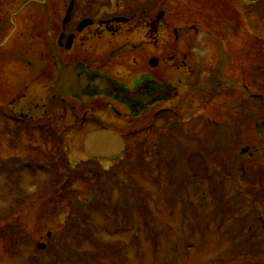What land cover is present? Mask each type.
Returning <instances> with one entry per match:
<instances>
[{
  "label": "rangeland",
  "instance_id": "rangeland-1",
  "mask_svg": "<svg viewBox=\"0 0 264 264\" xmlns=\"http://www.w3.org/2000/svg\"><path fill=\"white\" fill-rule=\"evenodd\" d=\"M172 1L174 11L188 2ZM195 1L192 8L198 17L190 16L189 24L178 19L173 26L179 27L182 49L201 56L200 83L173 121L157 122L133 136L131 151L124 157L137 156L143 162L136 181L150 217L137 214L128 222L117 219L115 225L110 223L114 219L107 225L98 217L109 233L98 235L101 243L80 242L77 247L82 251L77 255L84 258L79 264L99 258H107L105 264H264V124L260 125L264 119V8L259 9L264 0H248V10L243 0H224L217 8L213 0ZM229 8L237 11L234 22L225 11ZM192 24L201 25L199 35ZM16 59L13 56L0 67V75L7 74L8 87L13 89L28 73ZM51 114L50 122L56 118L58 123L56 131L50 123L43 131L9 122V127L0 125L3 162L18 166L10 161L21 159L38 168L42 167L38 163L45 162L56 167L53 175L58 176L47 190H41L44 183H40L37 192L34 186L45 179L44 171L36 175L41 169L33 167L31 173L25 170L23 175L7 177L0 161V231L12 228L19 234L15 244H8L14 245L12 253L0 240V264H55L57 256L51 258L39 245L52 247L53 241L63 237L60 234L68 229L70 219L79 226L68 229L74 238L81 234L78 229H84L79 217L87 215L85 202L91 201L87 199L91 186L78 182L81 179L74 183L64 165L76 170L90 162L83 144L95 125L88 122L81 127L80 118L62 104L52 107ZM256 119L260 126L255 125ZM195 152L206 156L211 169L208 183L199 184L187 168L186 158ZM98 163L111 171L118 165ZM99 222L95 223L98 229L104 230ZM91 232L82 235L91 236ZM48 234L52 239H47ZM76 241L70 237L62 242L64 250L56 249L65 264H71L63 256L66 248L75 249Z\"/></svg>",
  "mask_w": 264,
  "mask_h": 264
},
{
  "label": "flooded vegetation",
  "instance_id": "flooded-vegetation-1",
  "mask_svg": "<svg viewBox=\"0 0 264 264\" xmlns=\"http://www.w3.org/2000/svg\"><path fill=\"white\" fill-rule=\"evenodd\" d=\"M183 3L174 11L172 0H0V67L17 56L28 72L17 89L0 75V125L56 131L51 109L63 101L82 107L90 131L111 130L127 144L173 121L203 76L200 54L182 49L173 26L198 17L195 0ZM225 11L237 20L235 9Z\"/></svg>",
  "mask_w": 264,
  "mask_h": 264
},
{
  "label": "water",
  "instance_id": "water-1",
  "mask_svg": "<svg viewBox=\"0 0 264 264\" xmlns=\"http://www.w3.org/2000/svg\"><path fill=\"white\" fill-rule=\"evenodd\" d=\"M68 21V18L65 22ZM67 72L73 73L69 67ZM85 149L94 158H112L120 155L125 150V144L120 137L107 131H98L89 135L85 140ZM188 164L199 180H205L209 176V168L201 154H192L188 158Z\"/></svg>",
  "mask_w": 264,
  "mask_h": 264
},
{
  "label": "trees",
  "instance_id": "trees-1",
  "mask_svg": "<svg viewBox=\"0 0 264 264\" xmlns=\"http://www.w3.org/2000/svg\"><path fill=\"white\" fill-rule=\"evenodd\" d=\"M70 172V171H69ZM71 174V173H70ZM78 175V174H77ZM82 180H84V182L86 181V177H83L81 180H79L78 182H81ZM74 183H75V181H73ZM83 182V181H82ZM62 182H58V185L59 184H61ZM58 185L56 186V188H58ZM62 188H64V187H62ZM76 209H77V207H76ZM75 220H71L70 219V222H69V226H68V229H70V227H72V228H79V226H75ZM12 228H8L6 231H3V232H5L4 234H3V232H1L0 231V240L1 241H3V242H5L4 244H6L7 246H6V248L7 249H9L8 248V244H10V243H15V241L18 239V233L16 234V232L15 233H13V231H16L15 229H13V230H11ZM68 229H66L67 231H64V233L62 234H60L61 236H63V237H60V239L59 240H57V241H53V244H52V247H50L49 249H48V253L51 255V258H54V256H57V258H54V260H53V262L55 263V264H65V261H64V259H62L61 258V256H60V254L56 251V249L59 251L60 250V247L62 248V242H63V240H66V239H68V238H70V237H72V239H73V241H76V240H79V243H77V241H76V243H75V246H76V248L73 250V249H71L70 247H67L66 248V252L64 253V251H63V253H64V255L63 256H67L68 258H66V259H68L69 260V263H71V264H79V262H81L82 261V258H84L83 256L81 257V255H77L78 254V252H81L82 251V248H78L79 246H81V244H80V242L83 240V239H85V235H82L83 233H81L79 236H77L76 238H74V236H73V234L71 233V232H69V230ZM78 231H80L79 229H78ZM89 239H85L84 241H88ZM54 242H55V245H54ZM59 244V246H58V244ZM80 244V245H79ZM74 246V247H75ZM78 246V247H77ZM11 248V250H12V247H10ZM63 249V248H62ZM77 249V250H76ZM64 250V249H63ZM62 252V251H61ZM87 255H89L88 257H90L91 256V254H87ZM70 256V257H69ZM75 258V259H74ZM86 258V257H85ZM89 259V258H88ZM97 258H95V260H96ZM103 259L104 258H99V259H97V261L95 262V263H91V264H105V263H103ZM63 260V261H62ZM71 260V261H70ZM87 260V259H86ZM88 262V261H87ZM105 262V261H104ZM89 263V262H88ZM90 264V263H89Z\"/></svg>",
  "mask_w": 264,
  "mask_h": 264
}]
</instances>
